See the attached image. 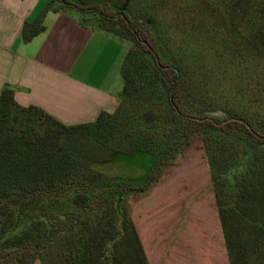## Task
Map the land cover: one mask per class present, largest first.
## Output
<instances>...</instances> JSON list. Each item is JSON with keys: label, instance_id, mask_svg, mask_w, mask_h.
Listing matches in <instances>:
<instances>
[{"label": "trees", "instance_id": "trees-1", "mask_svg": "<svg viewBox=\"0 0 264 264\" xmlns=\"http://www.w3.org/2000/svg\"><path fill=\"white\" fill-rule=\"evenodd\" d=\"M47 8L132 47L116 110L93 123L65 125L2 90L0 264H149L127 197L149 194L198 139L230 264H264V0H47ZM45 30L42 19L28 22L22 39ZM218 35L231 44L224 51ZM204 82L210 99L197 89ZM119 154L154 157L147 183L94 168Z\"/></svg>", "mask_w": 264, "mask_h": 264}, {"label": "crops", "instance_id": "crops-1", "mask_svg": "<svg viewBox=\"0 0 264 264\" xmlns=\"http://www.w3.org/2000/svg\"><path fill=\"white\" fill-rule=\"evenodd\" d=\"M38 19L46 30L24 42V25ZM125 49L119 37L71 11L47 8V0H0V94L7 86L20 106L40 108L65 125L93 123L116 110ZM188 176L184 183L160 182L135 207L148 262L230 264L215 194L206 193L196 170ZM161 215L163 223H153Z\"/></svg>", "mask_w": 264, "mask_h": 264}, {"label": "rangeland", "instance_id": "rangeland-1", "mask_svg": "<svg viewBox=\"0 0 264 264\" xmlns=\"http://www.w3.org/2000/svg\"><path fill=\"white\" fill-rule=\"evenodd\" d=\"M227 40L228 39L226 38L224 39L221 35H218L214 39V46L218 50L226 49L227 47H230L231 45L229 44ZM122 46L126 48L125 49V56H126L129 49L132 47V44L128 41L122 40ZM161 47L163 49L164 48L167 49V42L163 41ZM182 59H185V57L183 56ZM122 82L124 86V81ZM197 89L200 90L202 95H204V97L206 98L210 99V97L213 95L209 86L206 85V82L202 83V85H199ZM206 90H207V93H206ZM203 103L206 106L209 105L208 103H205V102ZM222 116H225V114ZM153 163H154V157L150 155L141 154L136 157H129V156H124V155L119 154V155L114 156V158L111 161L96 163L94 165V168L96 170L102 171L103 173H106L110 177L120 178L122 180H125L127 182H130L136 185H143L147 183V176L150 172L151 167L153 166ZM195 170L199 173L200 181L206 182L208 184L206 185V193H213L214 190H213L212 184L210 183L211 181L210 169H209L208 161L206 158V154L204 150V143L202 139H198L194 141L188 147V149L181 156H179L178 160L173 165L169 166L168 168L164 170L163 175L158 180V182L153 186L152 190L149 193H152L154 188H157L159 183L162 181L172 182V181L178 180L179 182L184 183L185 181L188 180V177H189L188 175L191 173H194ZM194 189H195V186H192V188L187 191L188 193L187 198H189L190 194L192 193V191H194ZM144 196L145 195H141V196L129 195L127 197L126 204L128 205L133 221L136 216L135 207L140 202V199ZM213 211L216 212V209H214V207H213ZM202 213H203V210H202ZM207 214L208 213L206 209V212L204 210V214H203V217L205 218V219L203 218L204 223L205 221H207V216H208ZM216 219L217 218H215V220ZM152 221L153 223H157L160 225L161 221L163 223V217L162 215L159 216V218L155 217L152 219ZM218 222L219 220L217 219V224ZM206 228H208V224H206ZM205 238L206 237H204L203 239ZM34 264H42V263L38 260Z\"/></svg>", "mask_w": 264, "mask_h": 264}]
</instances>
